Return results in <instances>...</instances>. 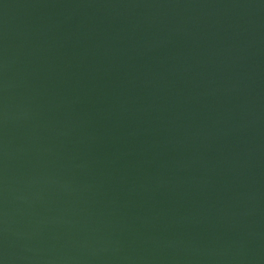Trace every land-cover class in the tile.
Listing matches in <instances>:
<instances>
[{"label": "water", "instance_id": "obj_1", "mask_svg": "<svg viewBox=\"0 0 264 264\" xmlns=\"http://www.w3.org/2000/svg\"><path fill=\"white\" fill-rule=\"evenodd\" d=\"M0 264H264V0H0Z\"/></svg>", "mask_w": 264, "mask_h": 264}]
</instances>
